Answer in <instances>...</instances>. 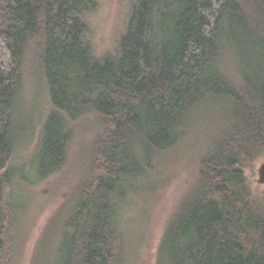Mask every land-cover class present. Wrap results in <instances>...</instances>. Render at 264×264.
Wrapping results in <instances>:
<instances>
[{
  "label": "trees",
  "instance_id": "trees-1",
  "mask_svg": "<svg viewBox=\"0 0 264 264\" xmlns=\"http://www.w3.org/2000/svg\"><path fill=\"white\" fill-rule=\"evenodd\" d=\"M96 4L0 0V264L15 250L16 182L58 172L86 121L98 130L55 264H129L120 217L128 197L186 150L209 111L213 137L156 264H264V197L245 174L264 157V0H134L117 53L101 58L86 22ZM232 46L238 80L224 70ZM26 75L50 101L30 171L12 161L25 135L15 122Z\"/></svg>",
  "mask_w": 264,
  "mask_h": 264
},
{
  "label": "rangeland",
  "instance_id": "rangeland-1",
  "mask_svg": "<svg viewBox=\"0 0 264 264\" xmlns=\"http://www.w3.org/2000/svg\"><path fill=\"white\" fill-rule=\"evenodd\" d=\"M133 3L134 0H97L86 22L88 41L98 58L117 53ZM232 49L228 50L224 70L231 80H238L239 73L234 71L241 61L240 51L235 46ZM25 83L20 94L19 118L15 122V129L25 135L12 161L30 171L29 163L36 155L50 101L37 78L26 75ZM213 114L209 111L208 115H199L185 142L186 150L170 156L143 190L128 197L120 217L129 264H156L165 227L195 182L198 159L207 150L206 138L213 137L208 132L213 126ZM75 126L63 167L41 181H35V175L30 174L29 182L23 179L13 188V199L19 209L15 250L9 264H55L58 260L61 225L73 210L76 186L87 164L86 148L98 130L96 124L87 121L77 122ZM262 165L264 157H259L253 167L245 169V174L253 192L264 197V183L258 182Z\"/></svg>",
  "mask_w": 264,
  "mask_h": 264
},
{
  "label": "water",
  "instance_id": "water-1",
  "mask_svg": "<svg viewBox=\"0 0 264 264\" xmlns=\"http://www.w3.org/2000/svg\"><path fill=\"white\" fill-rule=\"evenodd\" d=\"M258 182L264 183V165L260 168V179Z\"/></svg>",
  "mask_w": 264,
  "mask_h": 264
}]
</instances>
